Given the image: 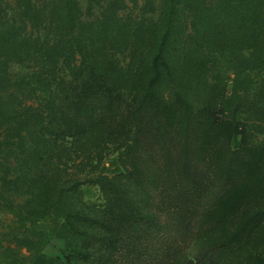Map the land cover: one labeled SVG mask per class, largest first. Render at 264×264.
Masks as SVG:
<instances>
[{
  "label": "trees",
  "instance_id": "16d2710c",
  "mask_svg": "<svg viewBox=\"0 0 264 264\" xmlns=\"http://www.w3.org/2000/svg\"><path fill=\"white\" fill-rule=\"evenodd\" d=\"M143 1L142 12L99 3L88 20L81 0H0V52L14 67L5 74L21 71L20 102L0 113L27 138L20 157L1 160L3 180L63 204L54 150L106 139L122 170L72 183L104 199L62 216L82 242L74 259L264 264V93L233 77L264 67V0ZM213 185L224 193L201 227ZM141 222L151 228L136 231Z\"/></svg>",
  "mask_w": 264,
  "mask_h": 264
},
{
  "label": "rangeland",
  "instance_id": "374dc122",
  "mask_svg": "<svg viewBox=\"0 0 264 264\" xmlns=\"http://www.w3.org/2000/svg\"><path fill=\"white\" fill-rule=\"evenodd\" d=\"M91 1L96 11L89 10ZM99 3L106 8L127 4L132 10L144 11L143 0H81V6L88 20H92L93 13H97L96 5ZM94 6L91 8L94 9ZM148 14L153 15L155 12L149 11ZM146 55V58L150 57V49H147ZM12 63V58L0 52V108H5V104L11 101L20 102L18 85L21 71L15 69L16 75L12 76V81L8 80L5 74V70L14 68ZM233 77L239 79L241 89L248 87L253 97L256 93H264V67L253 68L240 77L234 74ZM228 88L230 92L234 89L233 86ZM11 93L16 94L18 98H12ZM260 99L259 102L262 103L264 97ZM10 116L7 112L0 113V264H84L83 260L74 259L73 254L81 249L82 242L78 237L62 229L60 225L63 221L62 216L74 209L102 205L104 199L97 185L84 184L77 193H72L70 187L74 180L84 181L100 175L112 176L121 171L119 160L121 149L117 143L113 144L114 142L106 139L97 145L77 147L79 150L74 149L70 141L61 143L60 148L54 150L49 160L51 168L56 171L57 185L62 187L68 196L63 204H57L53 192L35 197L21 184L12 185L8 181L4 182L8 170L3 164L5 161L1 160L6 157L14 158V155L20 157L21 146L27 142V138L20 135L22 134L19 131L20 126L13 127ZM259 119L263 120L260 114H255L251 120L257 122ZM89 149L95 151L89 153ZM220 149L223 154L229 155L227 159L231 158V147L228 142L227 145L225 143L220 145ZM211 188L215 189V194L212 195L206 190L204 202L197 216L201 227L205 225L199 220L218 203L224 193V191L220 193L221 186L213 185ZM253 226L254 224H251L248 227ZM147 228L151 227L141 222L136 231Z\"/></svg>",
  "mask_w": 264,
  "mask_h": 264
}]
</instances>
